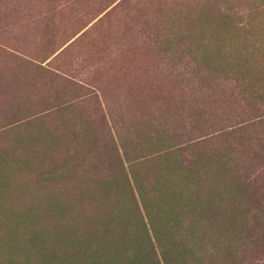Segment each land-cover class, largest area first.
Here are the masks:
<instances>
[{
	"label": "rangeland",
	"instance_id": "1",
	"mask_svg": "<svg viewBox=\"0 0 264 264\" xmlns=\"http://www.w3.org/2000/svg\"><path fill=\"white\" fill-rule=\"evenodd\" d=\"M249 1L216 0L214 7L243 12ZM201 3L0 0V165L14 185L29 190L30 205L39 212L43 225L51 227L49 223L58 221L53 216L58 206L89 209L88 201L78 200L82 182L147 173L151 163L139 161L146 152L139 148L138 131L133 132L132 124L144 121L149 128L143 135L159 136L152 129L159 121L158 110L153 109L161 97L172 98L164 69L181 68L188 62L173 58L171 53L179 50L177 47L195 48L196 41H206L205 35L210 33L203 11L198 19L201 23H195L186 12L190 4L191 14L197 15ZM258 49H264V44ZM164 50L167 55L160 53ZM257 50L253 53L256 58L248 62V71L247 63L243 65L250 76L251 103L240 100L237 90L232 94L231 85L220 91L216 101L215 88L202 92L206 84L197 87L192 79L183 80L179 86L183 92L175 87L174 96L184 95L187 114L182 112L183 121L180 118L177 123L164 116V128L174 133L178 130L183 141L206 138L203 150L209 153L212 143L225 146V150L237 147L231 137L219 142L207 139L220 128L229 129L247 120L250 138L237 150L243 161L250 157L251 163L264 160V51ZM225 54L229 56L222 57L224 67L233 60L231 54ZM193 87L201 90L203 106L193 103ZM144 103L151 113H140ZM110 159L113 168L106 166ZM99 160L104 167H97ZM27 172L31 173L27 179L18 177ZM2 230L0 240L5 241ZM248 254L243 255L244 264L251 262Z\"/></svg>",
	"mask_w": 264,
	"mask_h": 264
},
{
	"label": "trees",
	"instance_id": "2",
	"mask_svg": "<svg viewBox=\"0 0 264 264\" xmlns=\"http://www.w3.org/2000/svg\"><path fill=\"white\" fill-rule=\"evenodd\" d=\"M214 2L202 0L197 15L191 14L190 4L186 6L195 23H201L203 11L210 33L206 41H196L195 48L176 46L179 50L171 53L188 62L181 68L164 69L172 98L161 97L153 109L158 110L159 121L152 129L159 136L143 135L149 128L144 121L132 124L133 132L138 131L139 148L146 152L139 161L151 163L147 173L82 182L78 200L88 201L89 209L58 206L53 212L58 221L49 227L30 205L29 190L14 185L0 165V229L6 234V240H0V264H244L243 255L248 253L251 262L247 264H264V160L243 161L237 150L250 138L251 123L242 121L208 136L215 142L227 137L237 141L230 150L212 143L209 153L203 150L206 138L183 141L178 130L168 132L163 123L164 116L174 123L183 121L187 100L183 101L184 95L174 96L175 87L183 92L179 87L183 80L192 79L197 87L206 84L202 92L215 88L216 101L220 91L231 85L232 94L237 90L240 100L251 103L247 65L256 58L258 45L264 44V37H258L264 35V0L252 4L250 0L243 12H231L228 6L221 10ZM225 52L233 57L226 67L221 64L222 57L229 56ZM160 53L167 55L168 50ZM192 90L193 103L203 106L201 90ZM147 106L141 104L140 113L153 111H146ZM111 163L110 159L106 166L113 168ZM96 164L98 168L105 165L102 160ZM30 174L18 177L27 179Z\"/></svg>",
	"mask_w": 264,
	"mask_h": 264
}]
</instances>
